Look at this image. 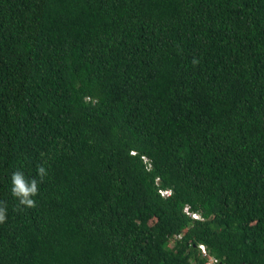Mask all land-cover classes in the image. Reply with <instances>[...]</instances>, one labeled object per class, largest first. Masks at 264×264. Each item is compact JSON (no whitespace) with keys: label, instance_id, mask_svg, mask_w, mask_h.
<instances>
[{"label":"trees","instance_id":"1","mask_svg":"<svg viewBox=\"0 0 264 264\" xmlns=\"http://www.w3.org/2000/svg\"><path fill=\"white\" fill-rule=\"evenodd\" d=\"M0 208V264H264V0H0Z\"/></svg>","mask_w":264,"mask_h":264},{"label":"clouds","instance_id":"2","mask_svg":"<svg viewBox=\"0 0 264 264\" xmlns=\"http://www.w3.org/2000/svg\"><path fill=\"white\" fill-rule=\"evenodd\" d=\"M144 162L147 161L145 157H143ZM38 174L42 179L46 175V171L44 167H40L38 169ZM12 193L14 196L19 198V201L23 205L33 206V199L30 197H34L38 193V181L36 179H27L23 172L17 171L12 174ZM162 195L169 194L168 191H160ZM187 214L188 209L185 210ZM193 218H197L196 214H191ZM5 219V210L0 208V222H3Z\"/></svg>","mask_w":264,"mask_h":264},{"label":"built area","instance_id":"3","mask_svg":"<svg viewBox=\"0 0 264 264\" xmlns=\"http://www.w3.org/2000/svg\"><path fill=\"white\" fill-rule=\"evenodd\" d=\"M200 248H201V250H202L203 252H205V249H204V247H203V246H200Z\"/></svg>","mask_w":264,"mask_h":264}]
</instances>
